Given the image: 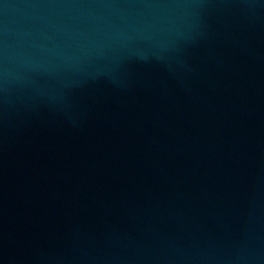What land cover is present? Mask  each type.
I'll return each mask as SVG.
<instances>
[{
    "label": "water",
    "instance_id": "95a60500",
    "mask_svg": "<svg viewBox=\"0 0 264 264\" xmlns=\"http://www.w3.org/2000/svg\"><path fill=\"white\" fill-rule=\"evenodd\" d=\"M0 264H264V0H0Z\"/></svg>",
    "mask_w": 264,
    "mask_h": 264
}]
</instances>
